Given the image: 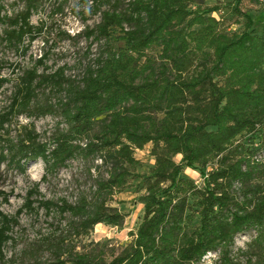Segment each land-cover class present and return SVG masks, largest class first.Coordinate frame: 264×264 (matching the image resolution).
I'll list each match as a JSON object with an SVG mask.
<instances>
[{"label":"trees","instance_id":"obj_1","mask_svg":"<svg viewBox=\"0 0 264 264\" xmlns=\"http://www.w3.org/2000/svg\"><path fill=\"white\" fill-rule=\"evenodd\" d=\"M22 1L23 12L0 15L6 26L0 39L26 54L43 30L31 23L42 0ZM69 1L62 0L58 11ZM94 1L96 12L111 3ZM219 1L130 0L124 12L103 11L91 35L110 40L117 28L125 46L103 52L79 84L66 86L62 69L48 74V53L20 70L10 103L0 111V163L25 172L30 162L42 160L46 181L73 160L99 159L107 175L74 204L34 199L42 196L36 182L13 216L4 213L9 195L0 190V264H7L5 247L18 217L35 212L36 202L48 212L69 213L77 236H89L101 223L123 225L125 215L112 202L137 179L144 214L130 232L128 252L110 261L58 253L45 264H199L212 252L220 253L216 264H236L235 238L251 230L264 262V31L253 28L243 1L234 0L231 12ZM10 81L0 76V91ZM49 85L66 94L60 110L67 128L51 143L40 141L33 123L13 138L9 127L19 116L57 112L34 104L37 91ZM148 144L154 164L143 175L135 153ZM189 168L199 171L202 187L185 175Z\"/></svg>","mask_w":264,"mask_h":264},{"label":"rangeland","instance_id":"obj_2","mask_svg":"<svg viewBox=\"0 0 264 264\" xmlns=\"http://www.w3.org/2000/svg\"><path fill=\"white\" fill-rule=\"evenodd\" d=\"M62 0H42L41 7L36 11L31 23L35 26L43 25V30L38 39L34 41L26 54L5 47L0 39L1 77L11 78V81L0 91V111L11 100L16 79L20 70L31 67L34 61L48 53L46 65L47 73L53 74L63 70L67 84H79L88 68L97 67L96 60L107 49L125 46L122 32L115 28L111 30L110 40L105 37L97 38V32H91L102 21L103 11L124 12L130 0H111L104 3L100 11L94 10V0H70L58 11ZM216 0H207L214 3ZM234 0L219 1L220 7L231 12ZM243 1L245 10L257 9L261 11L250 13L253 28L258 33L264 31V3ZM25 10L22 0H0V15L14 17ZM220 17L221 13H214ZM6 26L0 25V37ZM236 28V26H235ZM125 29H131L129 24ZM27 43V41H26ZM157 55L158 50L150 51ZM40 68V72L44 71ZM34 104L36 106H54L56 113L45 114L38 118L26 115L18 117L16 122L9 127L13 138L23 131V127L33 123L36 131L41 135V142H52L53 135L58 130H65L67 125L60 110V100H67L65 92H59L52 86H46L37 91ZM98 129L96 125L95 131ZM152 145L148 144L143 150H137L135 156L143 162L140 172L149 173L154 164L151 156ZM180 162L181 155L176 158ZM45 173V164L42 160L32 161L25 172L9 167L7 163H0V190L9 195L7 203L3 204L4 213L13 216L25 202V197L39 182V192L42 196H34L42 200L61 202L62 199L74 204L82 195H90L98 177L107 175V167L100 165L99 159L86 162L81 158L73 160L67 168L61 169L54 175H49L42 181ZM185 175L194 179L199 186L203 181L198 170L186 169ZM141 179L132 181L131 188L115 197L112 206L125 215L123 225L120 227L106 224L96 225L89 236H77L72 227V216L69 213L61 214L56 209L50 212L36 202L35 212H23L18 217V225L13 228V241L5 247V261L7 264H45L53 261L58 253L70 258L76 253H88L95 258L110 261L116 256L123 255L131 248L133 237L130 232H136L144 214V206L138 202V195L142 192ZM264 183V179H262ZM198 224L195 218L194 226ZM257 232L254 230L236 236L233 247L236 264H264L260 258V250L254 243ZM219 252L208 254L199 264H216ZM251 259V262H248Z\"/></svg>","mask_w":264,"mask_h":264},{"label":"crops","instance_id":"obj_3","mask_svg":"<svg viewBox=\"0 0 264 264\" xmlns=\"http://www.w3.org/2000/svg\"><path fill=\"white\" fill-rule=\"evenodd\" d=\"M246 2H248V1H246ZM251 5H253V3H250V6H251ZM257 11H261V10L252 9V10H249V14H250V13H253V12H257Z\"/></svg>","mask_w":264,"mask_h":264},{"label":"built area","instance_id":"obj_4","mask_svg":"<svg viewBox=\"0 0 264 264\" xmlns=\"http://www.w3.org/2000/svg\"><path fill=\"white\" fill-rule=\"evenodd\" d=\"M259 158H262V159H264V156H259Z\"/></svg>","mask_w":264,"mask_h":264}]
</instances>
